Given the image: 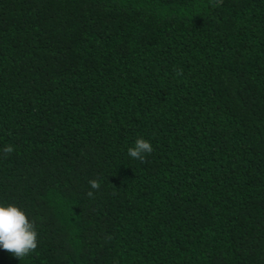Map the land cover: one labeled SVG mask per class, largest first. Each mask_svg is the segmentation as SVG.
<instances>
[{"label": "trees", "instance_id": "1", "mask_svg": "<svg viewBox=\"0 0 264 264\" xmlns=\"http://www.w3.org/2000/svg\"><path fill=\"white\" fill-rule=\"evenodd\" d=\"M0 202V264H264V0H0Z\"/></svg>", "mask_w": 264, "mask_h": 264}, {"label": "clouds", "instance_id": "2", "mask_svg": "<svg viewBox=\"0 0 264 264\" xmlns=\"http://www.w3.org/2000/svg\"><path fill=\"white\" fill-rule=\"evenodd\" d=\"M12 151L11 147L3 149L4 153ZM152 152L153 145L143 137H138L134 145L128 148V156L137 160H143L145 154ZM90 185L93 189L100 187L95 180L90 181ZM89 195L92 193L90 192ZM37 247L38 233L24 209L13 203L0 202V249L22 258L36 250Z\"/></svg>", "mask_w": 264, "mask_h": 264}]
</instances>
